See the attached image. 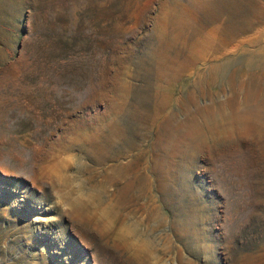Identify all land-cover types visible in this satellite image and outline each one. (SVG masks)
Listing matches in <instances>:
<instances>
[{
  "label": "rangeland",
  "instance_id": "obj_1",
  "mask_svg": "<svg viewBox=\"0 0 264 264\" xmlns=\"http://www.w3.org/2000/svg\"><path fill=\"white\" fill-rule=\"evenodd\" d=\"M0 264H264V0H0Z\"/></svg>",
  "mask_w": 264,
  "mask_h": 264
},
{
  "label": "bare ground",
  "instance_id": "obj_2",
  "mask_svg": "<svg viewBox=\"0 0 264 264\" xmlns=\"http://www.w3.org/2000/svg\"><path fill=\"white\" fill-rule=\"evenodd\" d=\"M18 102V101H17ZM13 104H14V102H13ZM19 105V103L16 105V106H18ZM10 108V107H9ZM13 108V107H12ZM19 109V108H18ZM135 233V232H134ZM133 247V246H132Z\"/></svg>",
  "mask_w": 264,
  "mask_h": 264
}]
</instances>
